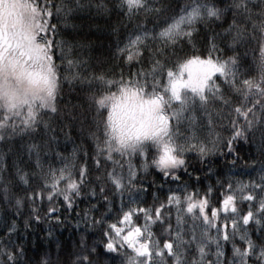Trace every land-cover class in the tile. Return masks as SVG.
<instances>
[{
    "label": "snow or ice",
    "instance_id": "obj_1",
    "mask_svg": "<svg viewBox=\"0 0 264 264\" xmlns=\"http://www.w3.org/2000/svg\"><path fill=\"white\" fill-rule=\"evenodd\" d=\"M0 264H264V0H0Z\"/></svg>",
    "mask_w": 264,
    "mask_h": 264
},
{
    "label": "trees",
    "instance_id": "obj_2",
    "mask_svg": "<svg viewBox=\"0 0 264 264\" xmlns=\"http://www.w3.org/2000/svg\"><path fill=\"white\" fill-rule=\"evenodd\" d=\"M119 18L115 13L109 17L105 14H96L95 10L91 12H83L77 15V17L72 21L75 24L76 28L73 32L74 38L86 45L85 51L95 58H106L110 55V48L114 45L115 40L112 32L113 26L117 25ZM71 31V29H70ZM256 55H259L258 49L256 50ZM253 58L252 50L249 49L248 59L251 61ZM67 97L65 96V99ZM63 139V138H62ZM63 143L61 148H63ZM72 145L67 146V150L71 151ZM239 151L242 156L247 157L249 155V145L240 144L238 145ZM255 152V149H252ZM241 164L244 163L243 160L240 161ZM223 162L217 160L214 162L213 167L217 168V171L223 170ZM196 168H199V164L195 165ZM191 170V168H190ZM183 175V173H181ZM159 181L160 176L157 173L155 177L149 176L147 184L149 187L152 184L153 179ZM216 176L212 177L211 182L215 183ZM187 179V177H185ZM201 182L204 183V176L201 174ZM151 190V187H150ZM85 204L81 202L77 210L83 211ZM63 214V213H62ZM73 219L66 220L60 226L51 227L52 235H48L49 225L41 223L38 226H35L34 229H29L25 231L23 227V222L21 221L20 231L24 234V242L27 247L36 252L42 250L46 251L49 245L52 247L53 251L57 249V244H62L68 251L73 249L74 243L79 242V234L75 227V216L76 212L71 213ZM81 231L83 229L81 228Z\"/></svg>",
    "mask_w": 264,
    "mask_h": 264
}]
</instances>
